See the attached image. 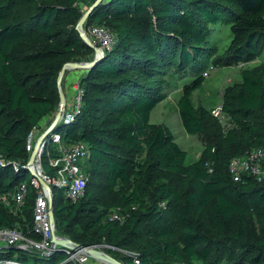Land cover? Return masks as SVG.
I'll return each mask as SVG.
<instances>
[{"label": "trees", "instance_id": "trees-1", "mask_svg": "<svg viewBox=\"0 0 264 264\" xmlns=\"http://www.w3.org/2000/svg\"><path fill=\"white\" fill-rule=\"evenodd\" d=\"M78 1L0 0V157L19 164L0 166V194L26 181L27 138L34 127L42 130L43 121L51 125L63 66L94 59L76 29L83 15ZM83 1L92 6L96 0ZM15 4L21 15L10 13ZM224 20L232 40L217 64H239L262 52L264 0H104L90 13L85 26L107 27L115 43L75 82L83 94L74 120L53 128L64 143L84 142L89 149L85 195L73 202L54 189L58 234L84 246H113L106 252L124 264H135L125 250L137 254L140 264H264V178L244 174L236 182L229 171L232 159L264 151V80L244 72L231 95L234 103L223 106L237 123L227 132L193 103L205 76L184 86L178 100L182 125L189 135L204 134L205 143L191 163L166 125L150 123L152 110L166 98L156 76L172 65L200 72L212 48V27ZM47 158L44 153L50 173ZM30 180L19 215L0 203V229L17 227L39 239ZM108 195L118 200L112 211ZM117 209L126 216L122 223L109 218ZM4 259L74 264L62 250L42 256L13 246L0 249Z\"/></svg>", "mask_w": 264, "mask_h": 264}, {"label": "built area", "instance_id": "built-area-1", "mask_svg": "<svg viewBox=\"0 0 264 264\" xmlns=\"http://www.w3.org/2000/svg\"><path fill=\"white\" fill-rule=\"evenodd\" d=\"M89 34L97 40V47L104 53L110 51L115 43L113 33L103 25H92L89 27ZM74 110L68 111V102L64 105V111L60 122L69 123L74 120L75 112H79L83 91L79 85H75ZM211 114L219 118L223 115V106H216ZM54 121V119H53ZM52 121V122H53ZM52 124V123H51ZM57 124V125H58ZM51 126V125H50ZM50 126L42 131L39 127H34L27 138L26 150L30 157L36 150L34 161L30 163V157L24 168L31 172L32 178L30 184L35 187L37 196L34 205L33 233L39 237L35 239L23 233L17 227L0 229V249L4 247L20 246L29 253H38L42 256H50L58 250H62L66 255L67 262L74 264H96L87 254V249L106 250L117 249L113 246L97 244L86 246L85 249L72 251L67 248H54L53 237L58 235L56 221L50 217L49 201L54 200V189L62 190L64 196L76 202L81 199L85 193L89 176L85 171L86 160L89 157L88 146L84 142L75 144H66L61 137L50 130ZM55 144L52 154L50 145ZM44 153L48 156L47 163L52 172L47 173L43 165ZM264 161V151L256 149L248 154L234 158L229 164V171L234 181H240L244 174L253 176L261 182L264 178L262 163ZM6 159L0 157V166L8 164ZM14 168H18L17 162H11ZM45 183L47 187L43 185ZM28 192L27 182H21L13 192L0 194V203L9 209L14 215H19L26 201ZM111 221L123 222L126 218L120 210H114L110 214ZM130 254V253H129ZM135 264H140L137 254H133ZM101 263V262H100ZM0 264H30L18 263L14 260L4 259ZM199 264V263H195Z\"/></svg>", "mask_w": 264, "mask_h": 264}, {"label": "rangeland", "instance_id": "rangeland-1", "mask_svg": "<svg viewBox=\"0 0 264 264\" xmlns=\"http://www.w3.org/2000/svg\"><path fill=\"white\" fill-rule=\"evenodd\" d=\"M103 1L104 0L101 2ZM77 5L83 14L90 8V6H88L89 4H86L83 0H79ZM19 8L20 7H18V4L13 5L10 9V13H18L20 11ZM22 13L23 9L19 12V14L21 15ZM87 20L85 25L87 24ZM85 25L84 29L86 34L91 40V43L96 46L97 40L89 34V28H87ZM230 26L231 24L224 20L218 25L212 27L213 29L210 39L212 48L209 49V54L202 58L203 68L200 72L194 73L190 70L180 72L176 70L175 66L172 65L169 68H166L162 74H158L156 76L157 82L155 84L162 87L166 98L152 110L150 115V123L164 124L172 131L175 141L179 144L181 149L185 150L187 153V163H191L199 158L205 143L204 134L189 135L186 133L182 125L178 110V100L182 94L184 86L191 83L195 79L196 75L203 74L205 76V82L200 89L193 93L192 100L196 107L203 106L211 112L216 106H224L226 104L234 103L231 95L235 94L243 84V74L245 71H255V73L264 80V49L257 57L250 61L232 65H224L222 63L217 64L232 40ZM82 62L87 61L81 60L79 63ZM86 70L87 69H80L79 71H82V75ZM75 71L76 70L74 69L67 70L61 84L62 91L64 92L66 101L68 102V111H72L74 109L75 93L73 92V87H70V85H66V87L65 84L64 87L62 85L64 80H69L70 75L75 73ZM78 79L79 76L76 78V80L78 81ZM75 85L74 83L72 84V86ZM58 89L60 94V87H58ZM70 89H72V91ZM59 107L60 106H58L54 114V118L59 110ZM62 109L63 111L65 110L64 108ZM213 119L224 132L237 127L236 121L227 112H223V115L219 118L213 116ZM41 125L42 131H45L49 127L46 126V122L44 121ZM31 178L32 174L31 172H28L26 181L30 180ZM55 192L58 193V190ZM108 196L109 197L106 198V200H110L112 206L109 210L112 211V209L117 207L116 205L119 206L118 200L112 195ZM111 196L113 198H111ZM203 220L204 224H207L206 217H204ZM206 228L208 231H210V227L208 225H206ZM123 253L129 254L130 252L125 250ZM133 254L134 253H130L129 255L132 256Z\"/></svg>", "mask_w": 264, "mask_h": 264}, {"label": "water", "instance_id": "water-1", "mask_svg": "<svg viewBox=\"0 0 264 264\" xmlns=\"http://www.w3.org/2000/svg\"><path fill=\"white\" fill-rule=\"evenodd\" d=\"M101 1L102 0H96L95 3L92 6H90L89 10L86 11L82 15L81 19L79 20V22L76 26V29L80 33L82 39L89 46H91L94 49V51H95L94 59L91 62H82V63L69 62L63 66V68L60 72L59 78H58V84L60 87V105H59L60 107H59L57 114L55 115L54 121L52 122V124L50 126V130H52L60 121L61 116H62V111H63L62 108H64V105L66 103V97H65V94L61 88L63 77H64L66 71L69 69H74V70L90 69V68L94 67L95 65L99 64L106 55V53H104L101 49H99L98 47L94 46L91 43V40L89 39V37L86 34L85 29H84L85 22L90 17V13L101 3ZM36 150L32 153V155L30 157V163H32L34 161V158L36 156ZM43 185L48 188V186L45 183H43ZM49 208H50V217L53 221H55L54 200L52 198H50V201H49ZM52 242H53L54 248H58V247L67 248V249H70L72 251H79V250L86 248V246L81 245L79 243H76V242L72 241L70 238H68L64 235H60V234L55 235L53 237ZM4 248L9 249L10 247H4ZM13 248L16 250L22 249L20 246H14ZM86 251H87V254L89 255V257L95 261L105 263V264H124L121 261H119L118 259L114 258L109 253H107L106 250H98V249L88 248Z\"/></svg>", "mask_w": 264, "mask_h": 264}, {"label": "crops", "instance_id": "crops-1", "mask_svg": "<svg viewBox=\"0 0 264 264\" xmlns=\"http://www.w3.org/2000/svg\"><path fill=\"white\" fill-rule=\"evenodd\" d=\"M80 73H81V71L78 72V73H77V71H75V73H72V74L70 75L67 85H70V87H73L72 89L75 88V86H72V84L74 83V85H75V82L77 81L76 78L80 75ZM76 75H77V76H76ZM76 83H77V82H76ZM72 89H70V90L72 91ZM74 90H75V89H74ZM74 90H73V92H74ZM71 91H69V92H71ZM71 93H72V92H71ZM71 93H70V94H71ZM95 263H96V264H102V263H100V262H98V261H95Z\"/></svg>", "mask_w": 264, "mask_h": 264}]
</instances>
